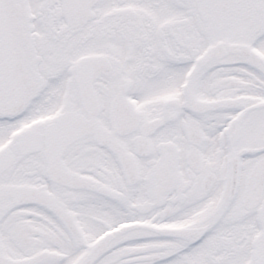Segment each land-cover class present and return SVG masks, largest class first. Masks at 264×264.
<instances>
[{"label":"snow or ice","instance_id":"6c2138e0","mask_svg":"<svg viewBox=\"0 0 264 264\" xmlns=\"http://www.w3.org/2000/svg\"><path fill=\"white\" fill-rule=\"evenodd\" d=\"M0 264H264V0H0Z\"/></svg>","mask_w":264,"mask_h":264}]
</instances>
